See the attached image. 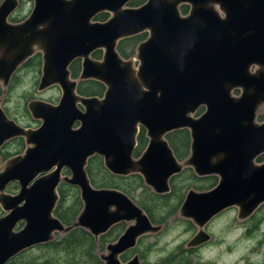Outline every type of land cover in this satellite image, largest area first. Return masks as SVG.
<instances>
[{
    "label": "water",
    "instance_id": "water-1",
    "mask_svg": "<svg viewBox=\"0 0 264 264\" xmlns=\"http://www.w3.org/2000/svg\"><path fill=\"white\" fill-rule=\"evenodd\" d=\"M131 1L34 0L31 15L20 24L8 21L18 0L0 5V82L7 86L17 68L40 50V90L58 84L63 91L58 106L30 102L33 117L42 121L38 130L18 125L0 102V149L16 137L28 145L0 171V204L9 212L0 219V264L52 241L55 233L79 227L98 239L121 222L131 225L101 259L142 264L138 255L128 262L121 256L163 227L122 191L91 185L86 167L95 155L114 175L141 174L158 194L170 192L169 180L185 166L199 177L218 176L215 188L191 190L180 208V216L198 227L190 248L211 240L204 229L224 210L236 206L245 220L264 204V163L255 162L264 154V122H256L264 106V0H148L126 8ZM183 5L190 6L187 16L180 11ZM103 12L113 16L93 23ZM146 31L150 36L137 47L135 68L117 46ZM98 49L105 51L101 62L90 58ZM78 58L84 60L82 79L106 84L103 100L77 95L68 68ZM238 88L242 94L234 97ZM139 126L150 142L136 160ZM182 129L190 131L193 142L190 158L180 163L164 138ZM64 169L71 175L63 177ZM11 182L20 183V193L4 194ZM61 182L78 187L84 205L68 227L53 215ZM22 220L25 228L14 232Z\"/></svg>",
    "mask_w": 264,
    "mask_h": 264
},
{
    "label": "rangeland",
    "instance_id": "rangeland-1",
    "mask_svg": "<svg viewBox=\"0 0 264 264\" xmlns=\"http://www.w3.org/2000/svg\"><path fill=\"white\" fill-rule=\"evenodd\" d=\"M2 1L0 0V4ZM20 3V7L12 18L21 21L31 13L34 1L20 0ZM39 76V71L34 66L22 69L13 77L5 93L1 89L3 106L7 115L22 126L38 128L41 125V121L34 119L29 112L27 108L29 101L42 99L57 102L61 96L58 87L40 93L37 90ZM197 116L198 113L195 117ZM259 116L264 118V108L258 113ZM16 151L17 144L9 142L3 153L9 152L11 153L9 155H12ZM7 159L4 154L0 156V171ZM188 169L194 174L192 168ZM190 175L191 173L187 172L173 181V184L180 188L182 196L186 197L190 190L197 192L209 190L200 188L208 182L191 184L194 181L189 179ZM214 177L217 178V185L219 177ZM187 184L191 185L185 189ZM11 192H16V190ZM167 209L156 212V216H161L163 213L165 215ZM165 221L166 224L162 223L164 226L161 232L147 235L139 241L143 248L149 249L145 253L142 264H164L173 255H181L180 258L189 260L190 264H264V204L245 220L239 218V208L236 206L224 210L206 227L205 231L210 234L211 240L198 248H188L187 245L198 232L193 222L181 217L179 213L169 216ZM123 225L126 229L129 223H123ZM136 252L140 254L137 249ZM98 253L107 254L106 247L101 248L98 245ZM176 260L179 259L176 258ZM176 264H185V262L181 261Z\"/></svg>",
    "mask_w": 264,
    "mask_h": 264
},
{
    "label": "trees",
    "instance_id": "trees-1",
    "mask_svg": "<svg viewBox=\"0 0 264 264\" xmlns=\"http://www.w3.org/2000/svg\"><path fill=\"white\" fill-rule=\"evenodd\" d=\"M145 2L146 0H134L131 3V6L137 7ZM181 11L183 14H187L188 6H182ZM107 16V14H101L97 19L105 20ZM12 20L18 21L15 18H12ZM146 36L147 35L143 33L121 41L118 46L120 55L125 59L133 57L135 55V49L142 41L145 40ZM100 55V51L94 54L95 57H100ZM71 69L74 76H76L79 72V64L75 63ZM104 91V85L95 81L82 83L79 88V92L86 96H101ZM14 141L17 144L22 145L21 139H15ZM168 141L170 142L176 157L180 161L184 160L188 156L190 150V136L188 130H178L169 134ZM138 143L135 156H138L141 153L147 143L145 129L143 128L139 134ZM5 157L9 158L11 155ZM86 170L94 187L116 188L125 192L127 195L136 199L138 205L144 209L152 222L155 224L165 223V219L178 213V210L181 207L184 195L182 196L180 188L173 184V181L178 177L190 172L191 175L189 179L194 181L191 184L208 182L204 183L205 186L200 187L203 190L211 189L217 183V178L214 176L197 177L190 169H185L182 174L175 176L171 180L170 185L172 189L169 194L158 195L152 192V190L144 184L142 177L139 175L122 177L111 174L105 169L102 158L99 156H94L88 161ZM191 184H187L185 189H187ZM59 196L60 200L56 206L54 214L64 224L72 225L83 209L80 192L76 187L62 184L59 187ZM164 208H168L165 215L163 213L161 216H156V212L164 210ZM124 229L125 227L123 224L113 227L111 231L100 238V247L104 248L108 244L115 242ZM139 245L140 246H138L137 251L140 253L141 259L144 260L145 253L149 249L143 248L142 243H139ZM97 249L98 245L95 238L86 230L77 228L66 235L57 236L52 242L39 246L36 249L31 250L32 252L27 251L26 253L19 255L10 264H103V262L99 259ZM23 255L27 257L22 261H16ZM180 256L181 255H173L168 258L164 264H176L181 261H184L185 264H190L189 260L183 257L180 258ZM127 258V255H124L121 259L125 262ZM176 258L179 260L177 261Z\"/></svg>",
    "mask_w": 264,
    "mask_h": 264
},
{
    "label": "flooded vegetation",
    "instance_id": "flooded-vegetation-1",
    "mask_svg": "<svg viewBox=\"0 0 264 264\" xmlns=\"http://www.w3.org/2000/svg\"><path fill=\"white\" fill-rule=\"evenodd\" d=\"M4 1V0H3ZM2 1V2H3ZM19 1V6H18V8L20 7V5H21V3H20V0H18ZM34 1V0H33ZM134 0H132L131 2H129L127 5H126V8H138V7H140V6H142V5H144L148 0H146V2L144 3V4H142V5H140V6H137V7H134V6H131V3L133 2ZM1 2V3H2ZM22 2V1H21ZM35 4V3H34ZM1 5V4H0ZM183 6H185V5H183ZM186 6H188V12H187V14H183L182 13V11H181V8H180V11H181V13H182V15L183 16H187L188 14H189V11H190V6L189 5H186ZM182 7V6H181ZM18 8L16 9V11L18 10ZM33 9H34V6H33ZM33 9H32V11H33ZM16 11L9 17V22L10 23H12V22H14V23H12V24H20V23H23L26 19H28V17L31 15V13H32V11H31V13L25 18V19H23V20H18V21H12V20H10L12 17H13V15L16 13ZM101 14H107L108 16H107V18L105 19V20H98L97 18H98V16L99 15H101ZM99 15H97L93 20H92V22L93 23H104V22H107L109 19H111V17L113 16L111 13H109V12H103V13H100ZM16 22V23H15ZM143 33H145L147 36H146V38H145V40H147L148 39V37L150 36V32H148V31H146V32H143ZM143 33H140V34H143ZM140 34H138V35H140ZM137 36V35H136ZM133 37H135V36H133ZM129 38H132V37H129ZM125 39H128V38H125ZM125 39H123V40H125ZM123 40H121V41H123ZM144 40V41H145ZM120 41V42H121ZM144 41H142V42H144ZM120 42L118 43V46H119V44H120ZM141 42V43H142ZM140 43V44H141ZM118 46H117V52H118V54L120 55V52L118 51ZM139 46V45H138ZM137 46V47H138ZM98 51H100L101 52V55H100V57H95L94 56V54L96 53V52H98ZM104 54H105V51L103 50V49H98V50H96V51H94L92 54H91V56H90V58L92 59V60H95V61H103V59H104ZM120 57H122L121 55H120ZM137 48L135 49V55L133 56V57H131V58H129V59H125V58H123L124 60H133V62H134V67L135 68H138V66H139V61L137 60ZM83 59L82 58H78V59H75L71 64H70V66H69V68H68V71L70 72V80L71 81H74V82H76L77 83V86H76V93H77V95L78 96H80V97H84V98H98V99H100V100H103L104 98H105V94H106V92H107V86H106V84H104V83H102V82H100V81H98V80H95V79H82L81 78V74H82V70H83ZM75 63H78L79 64V72H78V74L76 75V76H74V74H73V72H72V69H71V67L75 64ZM31 66H34V67H36L37 69H38V71H39V80H38V84H37V90L40 92V93H42V92H44V91H46V90H49V89H51V88H56V87H58L59 89H60V91H61V96H60V98H59V100L57 101V102H49V101H46V100H42V99H32L31 101H41V102H44V103H47V104H50V105H52V106H58L59 104H60V101H61V99H62V97H63V91H62V89H61V87H60V85H58V84H54V85H51V86H49V87H47V88H45L44 90H40V85H41V80H42V76H43V53L42 52H40V50H38V51H36V53L32 56V57H30V58H28V60H26L22 65H20L18 68H17V70L14 72V74L12 75V77H11V79H10V82L12 81V79H13V77L19 72V71H21L22 69H26V68H28V67H31ZM257 69V67H253L252 68V72H254L255 70ZM89 81H95V82H98V83H101L102 85H104V87H105V91L103 92V94L101 95V96H86V95H82L80 92H79V88H80V85L82 84V83H88ZM10 82H9V84H10ZM8 84V85H9ZM8 85L7 86H4V84H3V82H0V102H1V108L4 110V112L6 113V115H7V112H6V109L4 108V106H3V93H5V91H6V89H7V87H8ZM3 90V93H2V90ZM241 94H242V90L240 89V88H238V89H235L234 91H233V96L234 97H240L241 96ZM31 101H29L28 102V105H27V108H28V110H29V104H30V102ZM78 107L82 110V111H84V107L81 105V104H79L78 103ZM262 108H264V106H262L261 107V109ZM260 109V110H261ZM205 111V108L203 107V108H201L197 113H198V116L196 117V118H198V117H200L202 114H203V112ZM29 112L31 113V111L29 110ZM260 112V111H259ZM258 112V113H259ZM196 113V114H197ZM195 114V115H196ZM31 115H32V113H31ZM195 115H194V117H195ZM8 116V115H7ZM9 117V116H8ZM32 117H33V115H32ZM34 118V117H33ZM34 119H36V118H34ZM37 120H40L41 121V119H37ZM261 121V122H258V121ZM15 121V120H14ZM256 122L258 123V124H261V123H263L264 122V118L263 117H258V114H257V118H256ZM17 123V122H16ZM18 125H20L19 123H17ZM41 125H42V121H41ZM41 125L38 127V128H31V127H26V126H22V125H20V126H22V127H24V128H26V129H33V130H38L40 127H41ZM79 123L77 122L76 124H75V126H74V129H77L78 127H79ZM143 127L142 126H139V133H138V135H137V139H136V147H135V150H134V153H133V158L134 159H136V160H138L140 157H142V155H143V153L146 151V149H147V147H148V145H149V142H150V138L148 137V135H147V131H146V129L145 128H143V129H145V137L147 138V143H146V145L144 146V148L142 149V151H141V153L138 155V156H135V151H136V149L138 148V137H139V134H140V132H141V129H142ZM183 130V129H182ZM186 130H188V129H186ZM176 131H178V130H176ZM189 131V130H188ZM173 132H175V131H173ZM173 132H171V133H173ZM171 133H169V134H171ZM169 134H167V136H165V140L168 142V145L170 146V148L172 149V151H173V153H174V150H173V148H172V146L170 145V142L168 141V135ZM189 136H190V150H189V154H188V156L184 159V160H182V161H180L177 157H176V155H175V153H174V155H175V157L177 158V160L180 162V163H183V162H185L186 160H188L189 158H190V154H191V146H192V137H191V133H190V131H189ZM15 139H21V143H22V145L21 144H17L14 140ZM9 142H14V143H16L17 144V151L15 152V153H13L12 155H11V157H9L7 160H9V159H11V158H14V157H18V156H22V155H24L25 154V151L27 150V148H28V145L26 144V141H25V139L24 138H22V137H16V138H13V139H11V140H9V141H7V142H5L4 144H3V146L1 147V149H0V156L2 155V154H4L3 153V151H4V149H5V147H6V145L9 143ZM9 154H11V153H5L4 154V156H10ZM95 156H98V155H95ZM99 157H101V156H99ZM92 158V157H91ZM90 158V159H91ZM102 158V161H103V164H104V167H105V163H104V158L103 157H101ZM89 159V160H90ZM6 160V161H7ZM256 164H262V163H264V154H262L261 156H259L257 159H256ZM6 163V162H5ZM5 165V164H4ZM88 165V164H87ZM188 168H192V167H188V166H185L184 167V169L182 170V172L181 173H179V174H177V175H180V174H182L183 173V171L185 170V169H188ZM86 169H87V167H86ZM105 169L108 171V169L105 167ZM193 169V168H192ZM86 172H87V170H86ZM108 172H110V171H108ZM193 172H194V174H195V171H194V169H193ZM65 173V174H64ZM111 173V172H110ZM112 174V173H111ZM71 175V173H70V171H68L67 169H64L63 170V172H62V176L64 177V176H70ZM114 175V174H113ZM131 175H139V176H141L142 177V179H143V182H144V184L147 186V187H149L151 190H152V192H154L155 193V191L153 190V188L152 187H150L149 185H147L146 184V182H145V179H144V177L141 175V174H131ZM131 175H129V176H131ZM177 175H175V176H177ZM196 175V174H195ZM87 176H88V178H89V180H90V183H91V185L93 186V184H92V182H91V179H90V177H89V175H88V172H87ZM116 176H118V175H116ZM175 176H173L170 180H169V185H170V182H171V180L175 177ZM197 176V175H196ZM122 177H128V176H122ZM197 177H199V176H197ZM204 177H208V176H204ZM34 182H35V180L34 181H32L31 183H30V185H29V187H31L33 184H34ZM62 184H66V183H64V182H61L60 183V185L58 186V188H57V194H58V197H59V199H58V201H57V203H56V206L58 205V202H59V200H60V196H59V187L62 185ZM66 185H68V184H66ZM69 186H71V185H69ZM217 185H215L214 187H212L211 189H209V190H212L213 188H215ZM72 187H75V186H72ZM94 187V186H93ZM78 190H79V188L78 187H76ZM94 188H96V187H94ZM21 189V185H20V183H18V182H11L10 184H8V186L6 187V189H5V191H4V194H7V195H16V194H18V193H20V190ZM97 189V188H96ZM99 189H116V188H99ZM171 185H170V192H171ZM14 190H16V192H11V191H14ZM117 190H119V189H117ZM209 190H207V191H209ZM121 191V190H120ZM191 191V190H190ZM189 191V192H190ZM193 191H195V190H193ZM79 192H80V190H79ZM123 192V191H122ZM170 192H168V193H165V194H158V193H155V194H158V195H166V194H169ZM188 192V193H189ZM197 192V191H196ZM206 192V191H205ZM123 193H125V192H123ZM126 194V193H125ZM127 195V194H126ZM128 197H130V199H132L133 201H134V198H132L131 196H129V195H127ZM186 197H187V195H186ZM186 197H184V200H183V202H182V204H181V207H182V205H183V203H184V201H185V199H186ZM80 198H81V195H80ZM81 201H82V199H81ZM137 205H138V203L136 202V201H134ZM83 203V202H82ZM139 206V205H138ZM83 207H84V205H83ZM140 207V206H139ZM180 207V208H181ZM55 209H56V207H55ZM55 209H54V211H55ZM83 210V209H82ZM144 210V209H143ZM0 211H1V215H0V219H2V218H5V217H7L8 215H9V212L8 211H6L5 209H4V207H2V205L0 204ZM54 211H53V215H54V217H56L55 216V214H54ZM179 211H180V209L178 210V213H179ZM82 212V211H81ZM80 212V213H81ZM145 212V211H144ZM146 213V212H145ZM147 214V213H146ZM80 215V214H79ZM78 215V216H79ZM148 215V214H147ZM180 215V214H179ZM218 216V215H217ZM216 216V217H217ZM149 217V216H148ZM216 217H214L213 219H215ZM56 218H58V217H56ZM78 218V217H77ZM150 218V217H149ZM184 218V217H183ZM59 219V218H58ZM186 219V218H185ZM212 219V220H213ZM60 220V219H59ZM151 220V219H150ZM189 220V219H188ZM211 220V221H212ZM61 221V220H60ZM76 221H77V219H76ZM75 221V222H76ZM152 221V220H151ZM191 221V220H190ZM210 221V222H211ZM62 222V221H61ZM74 222V223H75ZM191 222H193V221H191ZM209 222V223H210ZM63 223V222H62ZM73 223V224H74ZM123 223H129V225H131V223L130 222H121V223H119V224H117V225H121V224H123ZM153 223V222H152ZM208 223V224H209ZM64 224V223H63ZM72 224V225H73ZM154 225H161L162 227L164 226L163 224H155V223H153ZM164 224H166V223H164ZM193 224H194V222H193ZM207 224V225H208ZM65 226H71V225H66V224H64ZM117 225H115V226H117ZM128 225V226H129ZM195 225V224H194ZM25 226H26V221H20V222H18L17 224H16V226H15V228H14V232H19V231H21V230H23L24 228H25ZM115 226H113V227H115ZM127 226V227H128ZM112 227V228H113ZM127 227H126V229H127ZM195 227H197L196 225H195ZM207 227V226H206ZM206 227H205V229L204 230H206ZM79 228V227H78ZM111 228V229H112ZM198 228V227H197ZM74 229H77V228H73L72 230H74ZM83 229V228H82ZM111 229L109 230V231H111ZM125 229V230H126ZM72 230H70L69 232H71ZM84 230H86V229H84ZM125 230L122 232V234L125 232ZM162 230H163V228H162ZM161 230V231H162ZM87 231V230H86ZM108 231V232H109ZM160 231V232H161ZM69 232H66V233H55V235H54V239L53 240H55L56 239V237L57 236H60V235H66V234H68ZM88 232V231H87ZM107 232V233H108ZM207 232V231H206ZM107 233H105V234H103V235H101L98 239H96L94 236V238H95V240H96V242H97V245H99L100 246V238L102 237V236H104V235H106ZM159 233V232H158ZM208 233V232H207ZM122 234H120V236L122 235ZM157 234V233H156ZM209 234V233H208ZM148 235H154V234H148ZM120 236H119V238H120ZM145 236H147V235H145ZM145 236H143V237H141L139 240H138V243H137V246L134 248V249H132V250H130V251H128V252H126L125 254H123L122 256H124V255H127V260L125 261V262H128L129 260H131L135 255H138L139 256V259H140V261H141V263H142V259H141V255L140 254H138L137 252H136V249L138 248V245H139V241L142 239V238H144ZM118 238V239H119ZM118 239L116 240V241H118ZM52 240V241H53ZM52 241H50V242H52ZM115 241V242H116ZM50 242H47V243H50ZM115 242H112V243H115ZM47 243H44V244H40V245H36V246H34V247H32V248H30V249H28V250H25V251H23L22 253H20L19 255H21V254H23V253H26L27 251H31V250H33V249H36L37 247H39V246H42V245H45V244H47ZM112 243H110V244H112ZM109 245V244H108ZM107 245V246H108ZM188 245V244H187ZM107 246H105L106 248H107ZM104 247V248H105ZM188 248H190L189 246H188ZM192 248V247H191ZM198 248V247H197ZM35 251V250H34ZM97 251H98V249H97ZM32 252V251H31ZM37 253V252H36ZM19 255H17V256H15L14 258H12L7 264H10L12 261H14ZM101 255H103V254H101ZM101 255L98 253V256H99V259L103 262V264H104V261L101 259ZM122 256H121V258H122ZM27 256H25V255H23V256H21V257H19V259H17L16 261H22L23 259H25ZM122 260V259H121ZM122 262H124V261H122Z\"/></svg>",
    "mask_w": 264,
    "mask_h": 264
}]
</instances>
